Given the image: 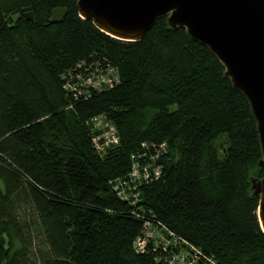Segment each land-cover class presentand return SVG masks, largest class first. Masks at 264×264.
I'll return each mask as SVG.
<instances>
[{
    "label": "trees",
    "instance_id": "trees-1",
    "mask_svg": "<svg viewBox=\"0 0 264 264\" xmlns=\"http://www.w3.org/2000/svg\"><path fill=\"white\" fill-rule=\"evenodd\" d=\"M59 7L67 13L53 22ZM83 60L120 82L75 98L65 85ZM101 114L120 136L103 154L90 123ZM163 142L161 177L139 205L121 200L110 181L125 179L132 155L154 153L144 143ZM262 157L248 98L185 27L163 17L126 41L82 18L78 0H0V264H168L161 246L136 251L147 218L200 248L199 264H264L251 190ZM34 222L46 242L35 257Z\"/></svg>",
    "mask_w": 264,
    "mask_h": 264
},
{
    "label": "water",
    "instance_id": "water-1",
    "mask_svg": "<svg viewBox=\"0 0 264 264\" xmlns=\"http://www.w3.org/2000/svg\"><path fill=\"white\" fill-rule=\"evenodd\" d=\"M79 13L106 34L140 41L158 19L170 27L183 26L208 46L226 67L236 89L248 98L257 120L264 168V0H78ZM34 20L31 7L22 9ZM66 8H55L53 22L62 21ZM251 190L260 197L258 217L264 231V177L251 178ZM0 217V246H4Z\"/></svg>",
    "mask_w": 264,
    "mask_h": 264
},
{
    "label": "built area",
    "instance_id": "built-area-1",
    "mask_svg": "<svg viewBox=\"0 0 264 264\" xmlns=\"http://www.w3.org/2000/svg\"><path fill=\"white\" fill-rule=\"evenodd\" d=\"M97 63L95 61L93 64H88L93 69L90 71V67L86 66L84 60L80 61L78 66L84 70V73L78 72V76L76 74L68 77L65 88L75 98H87L92 96L93 91L101 92L120 82L119 74L113 67H102ZM95 66H98V68L95 69ZM90 123L92 144L99 153L103 154L106 149L119 144L120 136L118 130L115 124L108 118L106 120L101 114L93 117ZM143 146L146 149L154 150V153L149 158H146L147 151L142 152L141 156L137 154L132 155L134 162H132L131 172L125 179L118 177L110 181L116 195L121 200L134 206L139 205L142 201L140 195L142 186L161 177L163 164L157 163L158 157L168 153L169 150L166 142L159 145L144 143ZM141 157L147 160L141 162ZM137 159L138 161H136ZM137 164H140V167L144 168L143 173L139 174L137 171H134V167ZM134 246L137 252H145L154 246H161L167 255L159 257L157 260H164L168 264H199L204 256L200 248L186 238L178 237L171 229L164 225L162 226L154 218L145 219L142 230L134 240ZM210 260L213 264L215 263L212 258Z\"/></svg>",
    "mask_w": 264,
    "mask_h": 264
},
{
    "label": "rangeland",
    "instance_id": "rangeland-1",
    "mask_svg": "<svg viewBox=\"0 0 264 264\" xmlns=\"http://www.w3.org/2000/svg\"><path fill=\"white\" fill-rule=\"evenodd\" d=\"M102 116L107 120V118L105 117V115H102ZM131 160H132L131 163L134 162V158L133 157H131ZM136 161H138V159ZM134 171H137L140 174V173H143L144 172V168L140 167V164H137L134 167ZM130 172H131V170H129L128 174ZM119 178H121V177H119ZM37 227H38V225L34 222L33 223V234H34V238H33V242H32V248H33V255H34V257H35L36 254L37 255L40 254V250L41 249L42 250H45L46 249V242H45V240L43 238V235L41 234V232L39 231V229Z\"/></svg>",
    "mask_w": 264,
    "mask_h": 264
}]
</instances>
